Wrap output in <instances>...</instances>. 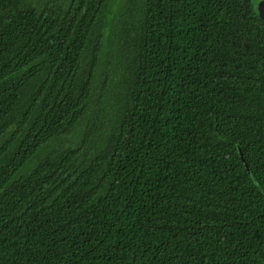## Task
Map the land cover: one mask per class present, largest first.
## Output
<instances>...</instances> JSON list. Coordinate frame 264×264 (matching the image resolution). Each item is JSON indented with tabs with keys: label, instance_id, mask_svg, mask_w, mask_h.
Returning <instances> with one entry per match:
<instances>
[{
	"label": "trees",
	"instance_id": "16d2710c",
	"mask_svg": "<svg viewBox=\"0 0 264 264\" xmlns=\"http://www.w3.org/2000/svg\"><path fill=\"white\" fill-rule=\"evenodd\" d=\"M0 0V264H264L260 0Z\"/></svg>",
	"mask_w": 264,
	"mask_h": 264
},
{
	"label": "water",
	"instance_id": "95a60500",
	"mask_svg": "<svg viewBox=\"0 0 264 264\" xmlns=\"http://www.w3.org/2000/svg\"><path fill=\"white\" fill-rule=\"evenodd\" d=\"M256 9L260 17L264 20V0L257 2Z\"/></svg>",
	"mask_w": 264,
	"mask_h": 264
},
{
	"label": "rangeland",
	"instance_id": "374dc122",
	"mask_svg": "<svg viewBox=\"0 0 264 264\" xmlns=\"http://www.w3.org/2000/svg\"><path fill=\"white\" fill-rule=\"evenodd\" d=\"M41 1H43V0H41ZM54 1H57V0H54ZM54 1H53V2H51V3H54Z\"/></svg>",
	"mask_w": 264,
	"mask_h": 264
}]
</instances>
